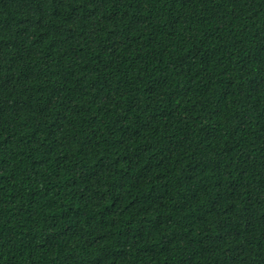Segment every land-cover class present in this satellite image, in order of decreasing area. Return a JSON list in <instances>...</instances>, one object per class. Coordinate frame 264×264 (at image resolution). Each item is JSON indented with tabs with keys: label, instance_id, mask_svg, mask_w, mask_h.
I'll return each instance as SVG.
<instances>
[{
	"label": "trees",
	"instance_id": "obj_1",
	"mask_svg": "<svg viewBox=\"0 0 264 264\" xmlns=\"http://www.w3.org/2000/svg\"><path fill=\"white\" fill-rule=\"evenodd\" d=\"M0 264H264V0H0Z\"/></svg>",
	"mask_w": 264,
	"mask_h": 264
}]
</instances>
